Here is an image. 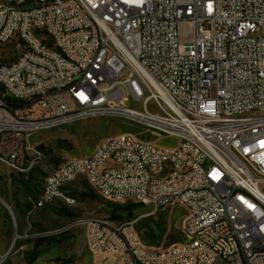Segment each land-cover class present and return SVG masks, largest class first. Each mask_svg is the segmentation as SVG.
Masks as SVG:
<instances>
[{
    "label": "built area",
    "instance_id": "1",
    "mask_svg": "<svg viewBox=\"0 0 264 264\" xmlns=\"http://www.w3.org/2000/svg\"><path fill=\"white\" fill-rule=\"evenodd\" d=\"M4 1L0 162L29 173L37 165L29 132L120 108L175 142L164 156L131 134L102 141L92 163L46 169L52 181L35 209L58 199L74 205L62 178L88 171L97 194L154 210L183 206L184 236L202 238L200 247L147 252L131 223L85 221L89 249L112 264H264V0ZM9 34L18 42L1 52ZM16 46H28V54L12 57ZM135 105L140 111L129 109ZM184 135L201 138L204 153L177 145ZM109 148H116L114 168H99ZM224 160L235 162L239 176L225 171ZM161 162H169L170 176L148 178Z\"/></svg>",
    "mask_w": 264,
    "mask_h": 264
},
{
    "label": "rangeland",
    "instance_id": "2",
    "mask_svg": "<svg viewBox=\"0 0 264 264\" xmlns=\"http://www.w3.org/2000/svg\"><path fill=\"white\" fill-rule=\"evenodd\" d=\"M4 3L0 0V6ZM180 30L182 41L190 42L191 26L182 25ZM16 42L14 39L6 44L2 52L13 50ZM21 50L16 46L12 57ZM129 109L140 111L137 105ZM117 111L29 132V153L37 165L25 176L0 162V264H112L111 257L88 247L84 223L94 219L113 226L131 223L150 252L189 242L183 234L186 216L183 206L173 203L154 210L139 205L130 211L116 212V207L130 208L136 204L107 201L82 178L65 188L75 199L74 205L68 206L58 199L42 209L34 208L48 167L56 169L73 159L91 155L102 141L131 134L154 147L173 149V140L154 134L139 119L123 115L125 109ZM180 143L177 138V145Z\"/></svg>",
    "mask_w": 264,
    "mask_h": 264
},
{
    "label": "bare ground",
    "instance_id": "3",
    "mask_svg": "<svg viewBox=\"0 0 264 264\" xmlns=\"http://www.w3.org/2000/svg\"><path fill=\"white\" fill-rule=\"evenodd\" d=\"M14 39L18 40V35L17 34H9V36L5 40L2 41L1 52L5 48V45ZM17 48L18 49L21 48L22 50L19 52H16V56H22L23 54H28V46H17ZM46 50H53V43H46ZM66 63H74V56H66ZM135 113L137 115H140L139 112H135ZM72 121H76V120L53 121L52 127L62 125V124L72 122ZM143 123L149 130L153 129V122H143ZM117 137H119V136H117ZM178 139H180V142H181L180 145H193V147L195 148V152L204 153V144H201V138H195V136H193V135H184L182 137H178ZM106 141H110V139H108ZM135 144L141 145V147H148L149 146L148 143H145V142L137 140V139H135ZM101 145H102V143L99 146H101ZM99 146H98V148H99ZM150 151L160 152V154L164 155V156L173 155V149H169V148L160 149V148L154 147L152 145H150ZM115 155H116V148H109V150L107 151V161H99V168L113 169L114 168ZM95 157H96V150L91 155H87V156L75 159V164H90V163H92V159ZM34 162H35V158H34ZM72 165H73V160H71L65 164H62L61 166L58 167V170H66L67 168L71 167ZM224 169L226 172H232V176H239V168H236L235 162H233L231 160H224ZM13 172L16 174H20V175L25 176V174L26 175L28 174V168H13ZM80 176H84L85 179L88 180V171H81L79 173V175L63 176L62 185L67 186L68 184L72 183L73 181H75ZM169 176H170L169 162H161L160 165L158 166V169H149L148 170V178H151V179H154L157 181H164L165 178L169 177ZM51 181H52V174H47L45 181H44V184H43V187H42V190H41V194H46V192H48L49 184H51ZM98 194L100 196H102L105 200L113 202V203H126V202H134L135 203V199L119 198V197H112L111 198V196H106V190H98ZM64 196L72 198V196H70L68 194V192L65 191V189H64ZM171 204H173V203H164V207L169 206ZM34 206H35V202H34ZM133 232H135L134 229H133ZM184 232H185V222H184ZM186 238H187V240L189 239V242L185 243V247H200V246H202V238H198V237H186ZM174 249H180V245L175 246V247H173L169 250H166V251H173ZM147 252H150V251H147ZM153 264H168V263H166V262H154ZM242 264H250V260H243Z\"/></svg>",
    "mask_w": 264,
    "mask_h": 264
},
{
    "label": "trees",
    "instance_id": "4",
    "mask_svg": "<svg viewBox=\"0 0 264 264\" xmlns=\"http://www.w3.org/2000/svg\"><path fill=\"white\" fill-rule=\"evenodd\" d=\"M7 101H8V103L11 102V100H10L9 98H7ZM37 197H38V196H37ZM139 205H140V204H136L135 206L130 207V208H119V207H116L115 210H116V212H118V211H130V210L133 209V208H137V207H139Z\"/></svg>",
    "mask_w": 264,
    "mask_h": 264
},
{
    "label": "crops",
    "instance_id": "5",
    "mask_svg": "<svg viewBox=\"0 0 264 264\" xmlns=\"http://www.w3.org/2000/svg\"><path fill=\"white\" fill-rule=\"evenodd\" d=\"M79 178H82V179L86 180L84 176H80V177H78L76 180H78ZM76 180H75V181H76ZM73 182H74V181H73ZM68 185H69V184H68ZM68 185H67V186H68ZM64 189H65V188H64ZM65 191H66V190H65ZM46 205H48V204H46ZM46 205H45V206H46ZM45 206H44V207H45ZM34 208H35V206H34Z\"/></svg>",
    "mask_w": 264,
    "mask_h": 264
},
{
    "label": "water",
    "instance_id": "6",
    "mask_svg": "<svg viewBox=\"0 0 264 264\" xmlns=\"http://www.w3.org/2000/svg\"><path fill=\"white\" fill-rule=\"evenodd\" d=\"M48 125H44V126H38V129H44V128H47Z\"/></svg>",
    "mask_w": 264,
    "mask_h": 264
},
{
    "label": "snow or ice",
    "instance_id": "7",
    "mask_svg": "<svg viewBox=\"0 0 264 264\" xmlns=\"http://www.w3.org/2000/svg\"><path fill=\"white\" fill-rule=\"evenodd\" d=\"M262 146H264V142H262Z\"/></svg>",
    "mask_w": 264,
    "mask_h": 264
}]
</instances>
